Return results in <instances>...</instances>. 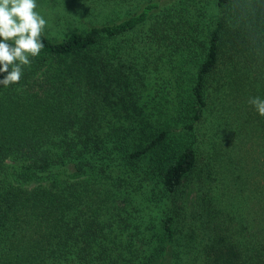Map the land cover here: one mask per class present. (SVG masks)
<instances>
[{"label":"trees","instance_id":"16d2710c","mask_svg":"<svg viewBox=\"0 0 264 264\" xmlns=\"http://www.w3.org/2000/svg\"><path fill=\"white\" fill-rule=\"evenodd\" d=\"M123 2L44 34L0 85V264H264V154L232 153L250 110L264 145L246 106L264 99V0ZM163 63L193 66L189 94L150 129L142 91ZM237 100L238 138L217 142Z\"/></svg>","mask_w":264,"mask_h":264},{"label":"rangeland","instance_id":"374dc122","mask_svg":"<svg viewBox=\"0 0 264 264\" xmlns=\"http://www.w3.org/2000/svg\"><path fill=\"white\" fill-rule=\"evenodd\" d=\"M122 4V12H127L131 8H135L137 0H125ZM128 1L131 2L129 6ZM141 1V0H140ZM145 1V0H144ZM160 7L168 4L172 0H157ZM199 0H197L198 2ZM39 5L38 11L47 20V26L45 28V34L50 38H61L72 31H80L88 25L93 23H99L102 21H107L112 18L111 15H105L106 11L100 12L97 8L96 0H37ZM212 3V1H211ZM95 6L94 8H92ZM205 10V9H204ZM210 11V10H209ZM213 10L211 9L210 13ZM201 11L194 12V14L201 16ZM105 13V14H104ZM123 15V14H122ZM193 72V66H176L174 69L166 63H163L159 70L152 72L150 78L151 80H146V85L142 91L141 101L145 103L148 107V111H152L151 117L143 114L144 118H147L146 122L150 124V129L159 128L166 124H172L173 119L176 118L175 108L179 99L182 97L187 98L189 94L190 87V75ZM174 75V79L170 81L166 80L167 77ZM248 98V97H247ZM250 98L247 101V105L253 111V106L249 103ZM243 105L242 101L232 102L230 108L227 112L226 121L228 126L222 124H216L215 128H218V137L215 139L217 142L223 140V133L221 128L223 126L224 130H229L227 138L233 140L232 137L241 136L244 140V144H241V148L234 144L232 153L238 154L247 152V156L260 157L264 154L263 152V131L259 126H256L257 117L255 114H251V110L247 115V121L243 124V127L236 134L237 124L240 123L241 118H236L239 108ZM256 112V111H255ZM254 116V118H253ZM162 122V123H161ZM214 126V123H213ZM209 125L204 124L202 126L201 136L199 139L206 141L212 134L209 132ZM215 130V129H214ZM214 133V131H213ZM214 137V136H213ZM225 140H227L225 138ZM227 140V141H229ZM234 142V141H233ZM240 144V143H238ZM231 145V144H230ZM261 158V157H260ZM263 158V157H262ZM256 163L254 160H250ZM256 165V173L259 174L264 172V162L260 159ZM153 192V191H152ZM148 197L151 196V193ZM148 195V194H147ZM140 198V195H138ZM156 232V229H150V232Z\"/></svg>","mask_w":264,"mask_h":264},{"label":"clouds","instance_id":"9594fccd","mask_svg":"<svg viewBox=\"0 0 264 264\" xmlns=\"http://www.w3.org/2000/svg\"><path fill=\"white\" fill-rule=\"evenodd\" d=\"M37 0H0V85L18 84L23 67L44 48L47 20L38 11ZM249 103L264 117V99L252 97Z\"/></svg>","mask_w":264,"mask_h":264}]
</instances>
